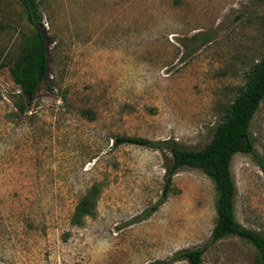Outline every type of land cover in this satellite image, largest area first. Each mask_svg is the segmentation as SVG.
<instances>
[{
  "label": "rangeland",
  "instance_id": "374dc122",
  "mask_svg": "<svg viewBox=\"0 0 264 264\" xmlns=\"http://www.w3.org/2000/svg\"><path fill=\"white\" fill-rule=\"evenodd\" d=\"M35 2L48 77L18 115L10 67L33 27L20 0H0V264H188L170 260L199 247L202 264H255L249 242L210 241L216 192L197 169H179L165 202L132 223L160 199L169 153L113 141L208 144L264 53V1ZM249 131L264 162V101ZM230 169L236 220L264 236V171L243 153ZM95 183V215L71 225Z\"/></svg>",
  "mask_w": 264,
  "mask_h": 264
},
{
  "label": "trees",
  "instance_id": "16d2710c",
  "mask_svg": "<svg viewBox=\"0 0 264 264\" xmlns=\"http://www.w3.org/2000/svg\"><path fill=\"white\" fill-rule=\"evenodd\" d=\"M20 1L33 27V33L27 37L25 44L13 58L10 75L20 91L18 99L14 101V107L18 115H25L28 112L27 102L34 99L40 84L48 77L49 50L37 3L35 0ZM47 87L50 88V84ZM263 101L264 53L247 72L243 87L225 107L221 122L216 126L211 141L203 148L184 149L173 140L157 142L138 136H115L114 147L136 145L158 150L165 149L169 153L165 164V184L160 199L134 218L132 223L146 219L165 202L173 176L179 169L194 168L212 181L216 192V218L210 241L215 243L226 236H236L254 247L255 264H264V236L260 232L243 227L235 218L236 185L230 169L233 156L243 153L251 155L264 171V162L256 154L254 140L249 131L251 121ZM85 114L91 116L90 111H85ZM101 189V185L95 183L81 196L71 214V225L80 227L86 218L95 215ZM204 253L205 247L184 249L174 253L170 261L202 264Z\"/></svg>",
  "mask_w": 264,
  "mask_h": 264
}]
</instances>
